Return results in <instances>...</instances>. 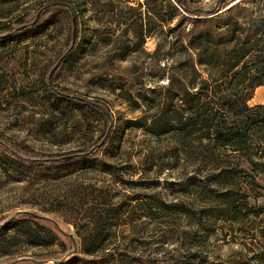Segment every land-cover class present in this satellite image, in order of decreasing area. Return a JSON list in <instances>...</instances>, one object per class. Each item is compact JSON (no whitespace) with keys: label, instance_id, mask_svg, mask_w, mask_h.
<instances>
[{"label":"rangeland","instance_id":"1","mask_svg":"<svg viewBox=\"0 0 264 264\" xmlns=\"http://www.w3.org/2000/svg\"><path fill=\"white\" fill-rule=\"evenodd\" d=\"M171 3L0 0V35L9 24L32 23L0 38V264H66L85 256V242L108 215L99 245L145 259L200 249L210 264H233L257 251L263 220L217 217L194 240L186 216L155 208L156 199L197 212L217 202L189 183L210 173L200 155L179 135L150 128L166 88L181 86L187 58L196 57L170 31L179 23L174 33L188 32L194 16L180 9L171 21ZM52 86L101 109L64 98ZM259 103L264 86L249 101ZM73 151L93 152L94 160H24ZM249 199L264 206V195ZM97 253L87 257L103 254Z\"/></svg>","mask_w":264,"mask_h":264},{"label":"trees","instance_id":"2","mask_svg":"<svg viewBox=\"0 0 264 264\" xmlns=\"http://www.w3.org/2000/svg\"><path fill=\"white\" fill-rule=\"evenodd\" d=\"M174 1L176 4H170L171 21L180 9L194 17L188 32L184 27L181 33L175 34L174 31L181 29L179 23L170 27V31L181 38L185 49L194 51L196 57L187 58L188 71L181 77V86L177 89L171 82L166 88L150 128L156 135H179L186 149L200 155V161L206 163L210 173L205 177L193 176L189 183L217 202L201 207L198 212L186 205L169 204L160 199L154 204L166 216L181 215L192 221L196 229L191 233L195 238H191L196 240L200 231L209 227L207 222L216 221L217 217L243 222L253 218L264 222V206L251 205L249 199L264 195V103L249 104L255 90L264 86V0H226L227 3L216 0L206 5L193 4V0ZM31 24H9L5 29L9 31L0 38ZM77 31L76 22L71 52ZM51 89L64 98L101 109L97 103L69 90L53 86ZM6 148L9 153L22 157L14 149ZM24 160L71 165L94 160V154L73 151L55 159L24 157ZM102 163L110 166L105 161ZM108 216L85 242L83 252L86 255L66 264H210L207 253L200 249L177 250L168 257L154 255L145 259L130 250L102 247L99 242L107 238L104 227ZM259 237L262 240L256 245L257 251L249 259L233 264H264V228ZM97 252L103 254L87 257Z\"/></svg>","mask_w":264,"mask_h":264},{"label":"water","instance_id":"3","mask_svg":"<svg viewBox=\"0 0 264 264\" xmlns=\"http://www.w3.org/2000/svg\"><path fill=\"white\" fill-rule=\"evenodd\" d=\"M61 231H63L62 229H61ZM64 232V231H63ZM64 233H66V232H64ZM67 234V233H66ZM67 235H69L70 236V238H71V240L73 241V242H75L74 241V237L72 236V234H67Z\"/></svg>","mask_w":264,"mask_h":264}]
</instances>
